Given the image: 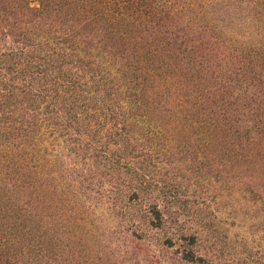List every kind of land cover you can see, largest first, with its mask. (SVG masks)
I'll use <instances>...</instances> for the list:
<instances>
[{
	"label": "trees",
	"instance_id": "obj_1",
	"mask_svg": "<svg viewBox=\"0 0 264 264\" xmlns=\"http://www.w3.org/2000/svg\"><path fill=\"white\" fill-rule=\"evenodd\" d=\"M0 264H264V0H0Z\"/></svg>",
	"mask_w": 264,
	"mask_h": 264
},
{
	"label": "rangeland",
	"instance_id": "obj_2",
	"mask_svg": "<svg viewBox=\"0 0 264 264\" xmlns=\"http://www.w3.org/2000/svg\"><path fill=\"white\" fill-rule=\"evenodd\" d=\"M241 214L233 212L230 208H223L218 213V217L223 222V229H226L230 240L236 238L250 241L251 236L248 231L249 223L247 224V221Z\"/></svg>",
	"mask_w": 264,
	"mask_h": 264
}]
</instances>
